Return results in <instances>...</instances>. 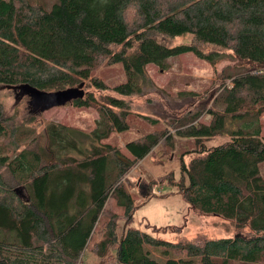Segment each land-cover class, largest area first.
<instances>
[{"label": "trees", "instance_id": "obj_1", "mask_svg": "<svg viewBox=\"0 0 264 264\" xmlns=\"http://www.w3.org/2000/svg\"><path fill=\"white\" fill-rule=\"evenodd\" d=\"M186 37L189 43L171 44ZM189 53L212 68L229 56L237 64L222 69L209 109L171 122L194 148L180 156L179 179L171 172L168 180L191 209L248 232L171 243L131 226L136 208L124 178L172 136L162 130L127 142L129 157L106 140L128 130L123 98L152 85L146 67L165 69ZM104 61L121 64L126 81L97 98L83 83L105 90L93 76ZM74 88L83 96L66 103L98 112L90 132L48 122L44 139H35L10 124L0 100V264H82L110 199L124 229L117 233L113 214L93 247L109 264H264V0H0V90L24 93L16 101H32L33 92L41 102L50 94L63 100ZM180 97L198 100L191 92ZM205 114L209 124L200 122ZM216 137L226 140L208 147Z\"/></svg>", "mask_w": 264, "mask_h": 264}, {"label": "rangeland", "instance_id": "obj_2", "mask_svg": "<svg viewBox=\"0 0 264 264\" xmlns=\"http://www.w3.org/2000/svg\"><path fill=\"white\" fill-rule=\"evenodd\" d=\"M53 0H46L47 4ZM128 23L137 19L136 15L127 16ZM190 38H177L171 44L189 43ZM237 64L232 56L217 63L214 68L193 54H184L167 60L166 68L159 69L149 65L146 73L152 85H148L140 95L123 98L130 112L126 122L128 130L121 133L113 132L106 140L112 146L128 156L124 145L127 142L142 139L145 135L166 131L172 136L170 146L159 143L152 152L138 161L129 170L124 178L126 190L130 193L135 212L131 226L146 232L150 236L171 243L182 239L194 238H230L236 234H246L248 230L238 229L234 223L214 216H205L191 209L183 200L176 187L171 185L168 175L173 172L174 179H179L180 156L184 152H191L194 141L189 138L178 137L173 130V120L186 117L188 114L207 110L218 95L222 69ZM230 72V71H229ZM223 75V74H222ZM93 76L103 84L105 90L100 92L88 86L84 81L83 90L86 94L93 93L98 96L113 95L112 89L126 81L124 69L121 64L102 62L93 72ZM229 84V81L226 82ZM77 87V86H76ZM182 92H191L197 96V101L183 99ZM18 90H0V100L3 102L6 116L10 124L19 131L31 130L35 139H44L43 130L48 122H56L66 127L90 132L94 129L98 119L95 108H77L69 103L60 104L42 110L31 112L28 106L30 98L19 96ZM34 108V106H33ZM146 118L158 120L157 125H151ZM211 117L203 115L200 122L209 124ZM261 135L264 134V114L261 117ZM20 137V136H19ZM27 137V136H26ZM24 145L30 140L21 136ZM225 138H214L207 146H216L224 142ZM188 163V155L184 157ZM261 175L264 177V163L260 165ZM175 181V180H174ZM24 195V193H23ZM113 214L116 216L117 233H122L124 220L122 210L109 200L105 206V213L100 215L93 229L91 241L83 256L82 264H109L108 257L99 259L94 255L93 247L103 239L105 225ZM181 228V230L173 229ZM153 256L160 259L161 255L153 251ZM192 264H199L196 260Z\"/></svg>", "mask_w": 264, "mask_h": 264}, {"label": "water", "instance_id": "obj_3", "mask_svg": "<svg viewBox=\"0 0 264 264\" xmlns=\"http://www.w3.org/2000/svg\"><path fill=\"white\" fill-rule=\"evenodd\" d=\"M80 87H81V85H80ZM18 88L23 90L21 87H18ZM23 94L24 93H22L21 96H23ZM65 94H66V97L63 100L55 99L56 97H54V94H50V95H47L43 101L36 102L35 101V95H33V92H32V93H30V96H31V99L33 101V102L31 101L33 106H34L33 109L34 110H40V111L42 110V111H44L45 109L51 108L53 106H58L60 104H65L66 102L70 101L71 98H75L78 95L79 96H83V91L79 90L78 88H74V89H70V90L65 91L64 95Z\"/></svg>", "mask_w": 264, "mask_h": 264}]
</instances>
